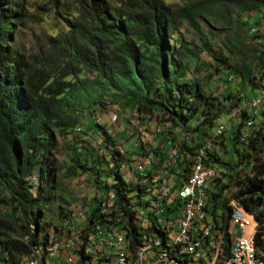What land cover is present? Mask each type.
<instances>
[{
    "label": "trees",
    "instance_id": "16d2710c",
    "mask_svg": "<svg viewBox=\"0 0 264 264\" xmlns=\"http://www.w3.org/2000/svg\"><path fill=\"white\" fill-rule=\"evenodd\" d=\"M69 10L75 11L74 18L68 15ZM52 11L68 30L55 35L44 33V42L33 51L20 49L15 31L31 20L42 23ZM263 12L264 0H194L185 5L164 0H49L38 6L32 5L31 0H0V264H24L37 255L46 263L52 244L59 247V254L67 252L69 248L61 250V244L66 236L73 237L77 223L74 209L80 201L87 211L88 222L86 229L78 231L80 240L92 241L99 225H104L105 231L125 227L122 232L135 251L128 247L129 260L137 255L144 235L133 205L134 198L138 201L142 196L133 194L135 189L140 192L141 187L133 188L126 182L121 166L125 158H116L121 152L112 153L117 162H113L108 177L116 182L106 183L103 194L72 203L67 200V215L63 211L64 217L54 222H45L42 216L44 206L56 199L65 200L54 191L58 189L56 175L60 169L54 158L58 137L78 127L85 110L106 107L110 98L116 105L134 108L140 118H156L171 128H183L188 135L191 130L201 131L199 138L192 141L164 132V150L162 154L155 153L164 163L171 147L178 150L176 167L167 169L179 179L184 177L183 185L190 180L199 161L229 166L226 169L229 185L217 184L209 190L210 201L207 209L203 208L209 210L213 220L214 241L221 245L233 226L235 219L230 217L237 216V208L236 202L230 200L235 199L257 229L251 233L264 263V107L258 108L259 111L236 109L239 121L235 129L229 127L232 133L229 141L239 161L236 167L230 166L215 146L221 138H228L221 117L227 114V102H236L239 92L227 85L217 94L210 79L206 81L199 76L215 68L207 77L219 75L224 79L226 75H235L244 93L253 89L264 96V79L257 76L253 61L257 56L245 61L241 46L248 38L252 21L258 24ZM203 22L216 33L206 32ZM184 25L199 36L201 44L188 41L181 34L180 39L175 37ZM223 33L226 36L220 43L213 42L212 35ZM259 39L263 41L261 36ZM214 43L220 45L218 50ZM204 51L210 53L215 64L201 59ZM259 54L264 63V50ZM84 72L94 77H83ZM222 72L225 76H221ZM246 98L251 102L256 96ZM89 124L92 138L96 141L103 138L100 146L109 150L116 142L109 130L98 123ZM247 124L252 126L251 134L242 137ZM203 135L207 136L206 141ZM209 142L212 147L201 154ZM82 149L86 150L75 149L80 160ZM104 158L110 161L107 156ZM232 183L237 191L226 199ZM144 185L151 186L149 182ZM112 189L117 197L107 214H93L92 207H107V200H99V196L109 197ZM177 190L178 186H174L173 191ZM170 196L173 197L171 190ZM176 201L180 206L181 200ZM60 205L64 208L63 202ZM171 206L166 207L168 215ZM207 225L211 231V225ZM51 235L53 240L44 247L41 237ZM160 235L166 236L162 229ZM225 251L227 259L231 249ZM74 252L84 264L92 258L82 251V244ZM174 255V264L186 263L181 255Z\"/></svg>",
    "mask_w": 264,
    "mask_h": 264
},
{
    "label": "rangeland",
    "instance_id": "374dc122",
    "mask_svg": "<svg viewBox=\"0 0 264 264\" xmlns=\"http://www.w3.org/2000/svg\"><path fill=\"white\" fill-rule=\"evenodd\" d=\"M47 1L49 0H31V4L38 6ZM164 1L166 3H179L181 5H185L194 0ZM63 3L68 4L67 1H63ZM69 5L70 4H68L67 6L69 7ZM68 7H65L63 9H67ZM68 15L74 18L76 16V13L75 11H70L68 12ZM203 28L208 33H210L211 31H215L216 33V30H212V27L206 22H203ZM254 28L256 29V31H253ZM249 29L250 32L248 33L247 40L243 44H241L242 48L245 50V61L248 62L250 60H253V57L256 55V59L253 60L254 64H256V74L258 77H260V79H264V63L261 62L259 59V53H263L264 50V12L260 16V22L256 24L253 20ZM67 30L68 28L65 25L64 21L62 19H58L55 15V11H52L49 15H45L42 23H35L31 20L23 29L15 31V35L17 37L18 47L23 51L30 52L37 49L44 42V33L55 35L57 33L65 32ZM180 34L188 41L194 40L197 43L201 44L199 36L187 25H184L180 33H177L175 37L180 39ZM212 36L214 37L213 42L220 43L226 35L225 33H223L220 35L216 34ZM259 36L262 37L263 43L260 41L261 39H259ZM214 44V47L216 48V50H218L220 48V45L217 43ZM201 59L206 62L210 61V63L215 64L213 58L211 57L208 51L202 52ZM211 71L214 72L215 68H209L208 71L205 70L201 72L199 76L202 79L204 78L206 81L210 79V85L212 86V90L215 93H221L227 88V85L233 87L235 92H239V98L236 99V102H227V114L221 117V123H226V136L228 138L219 137L221 138V140H218L219 142L215 146L218 152L221 154L223 160L225 162H228L230 166L236 167L239 159L235 155V153L233 154L232 151L234 149L232 147V143L229 141V137H231L232 135L231 128H229L231 126L230 120L231 118L237 117L232 116L233 114H235V112H238L236 109L240 107L244 109L248 108L249 100L246 98V96L251 99L253 96H262V94L261 91L253 89H246L244 93L242 90L241 81L235 75H226L224 79L219 75H214V77L212 78L207 77L209 75V72ZM82 76L94 77V74L84 72ZM221 76H225V72H222ZM105 104H107V106L103 108H101V106H97L95 107V109L90 108L85 110L81 118L82 122L78 125V127H74L73 129H71L66 136L58 137V146L54 151V158L57 161L58 168L60 169L56 175V186L58 187V189L55 188L54 191L57 192V195L63 196L62 198H65V200L62 201L56 199L53 202H50L47 206L43 207L42 216L45 222H54L58 218L66 216L68 213V208L66 209V207L69 206V204H66L67 200L72 203L77 199L80 200L86 197L92 198L96 194H103L102 191H105L104 186L106 185V183L114 184L115 180L113 178L108 177L110 175L108 173L113 167V162H117L114 158H112L113 152V155H117V151L121 152V155L116 158H125V162L122 166L123 175L126 181L131 184L133 188L137 187V183L135 177L129 174H131L130 172H133V175L138 174L136 172V166L142 164V161L145 160L146 161L143 165L153 166L154 170L155 168L158 171H161V169H163L165 170V172H167V176H164L166 177L165 182H168V177H170L172 184L178 187H181V184L184 182V180L179 179V177L173 175L167 169L175 166H170V163H172V158L169 156V158H167L164 163H162L161 158H158V155L155 152L158 151L162 154V151L164 150L166 141L165 135H163L164 132H167L171 136H178L183 140L192 141L193 139L199 138L201 131L191 130L188 135L183 128H171L169 127V124H162L156 118H140L134 108L116 105L115 100L111 98L110 101L106 102ZM113 115L118 116L119 119L117 122L112 121ZM89 122H92L94 124L98 123L99 125L108 129L109 134H111L115 138L116 142L111 145L109 150L104 149L102 145L100 146L103 141V138H99L97 141L92 138L93 131L92 126L89 124ZM256 122L258 123L259 119H256ZM215 128L212 130L211 133L215 131ZM202 137L203 140L206 141L207 136L205 137V135H203ZM79 147L86 148V150L82 149V160H80L76 156L75 152V149ZM105 156L108 157V160H110L109 162L104 158ZM226 166L221 164H218V166H216L219 169V175L217 176V179L219 181L217 180L215 182H211L212 188H215L217 184L219 186L225 184L229 185L230 176L227 175L226 169L230 168H228L229 166ZM237 169L239 171L240 167H238ZM73 172H75L74 175ZM140 178L142 179V177ZM101 180L103 181L101 182ZM235 181H237V178ZM145 183H147V181L144 180L142 183L143 186ZM236 191V184L232 183L231 188L226 191V199L231 198ZM133 196H139V194L135 192ZM208 199L210 200V196L207 193V200ZM62 202L64 204L65 209L62 208L60 205ZM114 202L115 201H112V204ZM134 203H136V201H134ZM77 206H84V204L80 201L75 206V208ZM146 206L139 207V213L141 215L142 208H149L147 204ZM63 211L65 213L64 216H62ZM177 213H174L173 217H175ZM208 220H211L209 215ZM149 224L150 221L148 219V216H145V221H143L141 218V226H147ZM206 227L208 228L209 226H205L203 231H205ZM76 235L80 234L76 233ZM252 235L254 234L251 233V236ZM236 236H238V234H236ZM41 240L42 242H45V244L43 245L45 247L47 244L49 245V242L53 240V235H51L50 238H45L42 236ZM69 250L71 251V248H69ZM61 254H59L60 256L58 255L54 261L48 260V264H50L49 262H51V264H57L58 259L63 256Z\"/></svg>",
    "mask_w": 264,
    "mask_h": 264
},
{
    "label": "built area",
    "instance_id": "2783aa9c",
    "mask_svg": "<svg viewBox=\"0 0 264 264\" xmlns=\"http://www.w3.org/2000/svg\"><path fill=\"white\" fill-rule=\"evenodd\" d=\"M256 102L264 103V96H256ZM250 108H251V103ZM118 116L113 115L112 121L117 122ZM252 126L247 124L245 131L241 134L242 137H249L251 134ZM223 136V135H222ZM146 161V160H145ZM142 161V166L145 163ZM123 166V165H121ZM142 170V169H141ZM132 175L133 172H130ZM219 173L213 169V164H208V167L199 166L198 176H194L192 181H187V188L181 194V204L176 209L178 210V219L176 220V231L174 236L176 239L190 238L194 234H201L202 227L207 226V224H213V220H208V211L201 209V201L207 200V193L211 188V181ZM181 180H185L181 177ZM165 195V194H162ZM117 196H114V190H111L109 197L99 196V200H107V207H92L91 211L93 214H107V209L112 205V200ZM230 201L236 202L237 216L230 217V219H236V226H230V229L226 233V237L222 243L226 244V249H231V262L229 264H250L248 255V246L251 243V231H254V226H249V221L241 216V210L239 208V203L232 199ZM165 207H155L151 205V208H142V218L145 221V216H152V221L162 222L170 219V215L166 214ZM83 218L82 220H85ZM148 224V223H145ZM129 226V224L127 225ZM125 227L121 228L117 232L100 233L96 234V241H77L82 244V251H87V254H92L94 261L96 263V258H99L103 252L118 251L119 254L124 256V251L128 250L131 245L129 243V238H122V231ZM238 234V236H236ZM63 248H71V255H67L64 259V264H77L81 261H73V244H61V250ZM179 255L182 257V261L192 260L193 251H201V263L199 264H222V257H217V246L215 248H210L209 251H202V243L199 248H179L177 249ZM51 258V256L45 257ZM38 262V255L36 258ZM107 264H118V261H113V263ZM148 264H173L161 263L157 261V257H152L148 259Z\"/></svg>",
    "mask_w": 264,
    "mask_h": 264
},
{
    "label": "bare ground",
    "instance_id": "6f19581e",
    "mask_svg": "<svg viewBox=\"0 0 264 264\" xmlns=\"http://www.w3.org/2000/svg\"><path fill=\"white\" fill-rule=\"evenodd\" d=\"M251 102H253V103H251V108H253V109L254 108L258 109L260 107H264V103L256 102V98H253L251 100ZM211 147H212V142H209L206 146H204L202 148L201 154H205V151L207 149H210ZM177 151L178 150L176 148L171 147L170 152H169V154H170L169 156L172 158L171 159L172 163H170V166L177 164L176 163V158L178 156ZM199 166L200 167H208L207 164H204L203 162L199 161L197 163V165L195 166L194 171L192 173V177L190 178L189 181H192L194 176H198ZM150 168H152V167H150ZM213 169L219 173V169L216 166L213 165ZM136 172L138 173V175H140V177H142V179L147 181V183L149 182L151 184L150 189H147V191H145V192L137 191L138 194L142 196V198L144 197L147 202H153L155 204V207H165L166 205L169 206L170 204H172V197L170 196V188L167 186L168 182H165L166 177H164L162 175V173H165V172L158 171L155 169L153 172L150 173L147 166L146 165L142 166V164H139L136 166ZM165 176H167V175H165ZM167 180H168V178H167ZM147 183H145V184H147ZM184 188H187V183L185 185H183L181 188L180 194L178 196V198L180 200H181V194L184 191ZM162 194H165V195H162ZM112 201H114V200H112ZM205 205H206V200H202L201 201V209L202 210L205 207ZM97 230L100 233H109V232H117L120 229L118 227H112L110 230L105 231V226L99 225V226H97ZM207 230L209 231L210 227H208ZM122 238H126L124 232H122ZM200 240H197V237H194V236L180 240V239H176V236L169 237L166 235L164 238H162L161 236L156 237V236H152L151 234H145L143 236V240H142L143 244L139 248L140 256L137 255V258L134 257L133 260L130 261L129 257H130L131 252L129 251V248H128V250L124 251V256H122V254H119V252L117 251L115 253L116 258H114V260L118 261V264H148V259H151L152 257H157V261H159L161 263H168V260L170 263H173V262H176V256L174 255V253L177 256L179 255L177 249L182 248V247H184V248H199V246L201 244V242H199ZM251 243L252 244H250V246H248L249 263L250 264H264L262 259L258 255L256 248H255L254 235L251 236ZM80 246H81V244L79 245V248H80ZM196 252L198 254V251H193V253H196ZM150 253H152L153 256L148 257V259H147L146 255H148ZM58 254H59L58 246L56 244H52L49 246L48 251H47V256H46V257L51 256V258H46L47 259L46 263H44V261L41 259V257H38V262H37V260H36L37 257H36L35 259H33L31 261L24 262V264H48V260L54 261V259L58 256ZM86 254H87V251H86ZM103 254H104V252H103ZM91 256H92V258L90 260V264H100L99 260L102 256L99 258H96V263L94 261V257L92 254H91ZM142 257H143V259H142ZM108 259L111 260V259H113V257L109 256ZM136 259H138V261H135ZM230 262H231V254L227 259L225 258L222 261V264H229Z\"/></svg>",
    "mask_w": 264,
    "mask_h": 264
},
{
    "label": "crops",
    "instance_id": "0c3cea01",
    "mask_svg": "<svg viewBox=\"0 0 264 264\" xmlns=\"http://www.w3.org/2000/svg\"><path fill=\"white\" fill-rule=\"evenodd\" d=\"M248 108H250V103L248 104ZM232 116H238V112H235V114H233ZM230 121H231V126L234 127L233 129H235V126L237 125V122L239 121V119L237 117H235V118H231ZM150 167H152V168H150ZM147 168H148V170H149L150 173L154 171L153 170V166H147ZM161 171L165 172V170H163V169H161ZM162 175L163 176L167 175V172L162 173ZM132 176L135 177V180H136V183H137L136 186L139 187V185H140L141 191L142 190H145L146 187L149 188L148 185L147 186L146 185H144V186L141 185L144 180L141 179L138 174H136V175H133L132 174ZM184 183L185 182H183L181 184V187H178L180 191H181V188H182V186H183ZM167 186L170 188V190L172 192V196H173L172 197V206H171L170 212H169L170 213L169 214L170 215V219L165 220L164 221V225H162V222L152 221V216H148V219L150 221V224L147 225V226H141L142 227V234L143 235H145V234H151L152 236H156V237L163 236V235H160L161 234V229H162L163 232H164V235L166 234L169 237H173L174 236V232L176 231V220L175 219H178V213H177L178 210L176 211V209L179 207V204H178V202L176 200L178 199V196L180 194V191H178V190L177 191H173V187L175 185H173L172 182L170 181V177H168V184H167ZM211 189H212V187H211ZM211 189H209V190H211ZM139 190L140 189H138V190L135 189L134 191L136 192V191H139ZM136 193H138V192H136ZM133 197H135V196H133ZM134 199L136 200V203L133 205V207L138 212V216L137 217H138V220H139L140 225H141V218H140L141 214L139 213V207L146 206V204L149 203V202H147L144 197L143 198L141 197L138 201H137V197H135ZM209 201L210 200L208 199L207 205H208ZM149 204L150 205H148V204L147 205L149 206V208H151V205H153V204L152 203H149ZM206 209H207V206H206ZM74 210H75V217L77 218V223L74 226L73 237L75 236L76 233H80L78 231H81L83 229H86L87 228V224H88V222H87V211H86L85 207L84 206H77ZM81 211H82V213H81ZM174 213H177L175 217H173ZM167 215H168V213H167ZM241 216L244 217V214L242 212H241ZM83 218H86V219L85 220H82ZM245 219L248 220L246 217H245ZM233 222H234L233 226H236V224H235L236 223V219ZM209 225H211V231L209 230L210 232L207 230V227H206L205 231H203V229L205 227V226H203L202 227V233L201 234H194L193 236L194 237H197V240H200L201 239L199 242L202 243V251H209L210 248H215L217 246V257H222V261H223L227 257L226 254L228 252L226 253V251H225L226 250L225 249L226 247H224V245L222 243L223 240L221 241V245H218L217 242L214 241V236H215L214 230H213L214 224H209ZM249 226H252V224H251L250 221H249ZM155 228H157L159 231L155 230ZM73 237L71 238L69 236L68 237L66 236V239L64 240V243L67 242V244H73V261H80L79 254L74 252L75 250L76 251L79 250V245L81 244V242H77V241H81L80 240V236L77 235V236H75V238H73ZM91 239H92V241H96V236H91ZM129 247L133 250V248H132L131 245ZM67 252H68V254H67ZM67 252L65 251V253L67 255H71V251L69 249H68ZM116 252L117 251L104 252V254L101 255L104 259L100 256L101 258L99 260V263L100 264H107L108 262L109 263H112L113 260H114V258H116V254H115ZM65 253L63 254V256L61 258L58 259L57 264H64V259L67 258V256H66ZM110 253L111 254L113 253V254L111 255ZM137 255L140 256V251H138ZM137 255L135 256V258H137ZM109 256H112L113 259L109 260L108 259ZM146 256H147V259H148V257L153 256V254L150 253V254H148ZM142 259H143V257H142ZM136 261H138V259H136ZM49 263L51 264V262H49ZM199 263H201V251H198V254H197V252L196 253H193L192 254V260H187L185 264H199ZM77 264H84V263L77 262ZM87 264H90V260L89 259L87 261Z\"/></svg>",
    "mask_w": 264,
    "mask_h": 264
}]
</instances>
